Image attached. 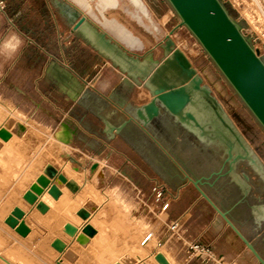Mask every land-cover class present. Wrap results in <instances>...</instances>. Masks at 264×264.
I'll return each mask as SVG.
<instances>
[{
  "label": "rangeland",
  "instance_id": "rangeland-1",
  "mask_svg": "<svg viewBox=\"0 0 264 264\" xmlns=\"http://www.w3.org/2000/svg\"><path fill=\"white\" fill-rule=\"evenodd\" d=\"M3 1L5 0H0V6L3 7V10L6 8L11 9L12 14L16 16L17 20H20V23L30 20V18L33 20H47L50 17L52 18V13L58 15L62 19L61 35L63 43L64 46H68L65 49V54L69 56L70 53V55L75 56L77 63L82 58L80 62L83 63L84 53L82 51L78 52L79 49L76 46V42H78L77 35L71 30L73 24H70L69 18L63 13L61 6L58 5V2L71 4L73 3L72 0H49L52 4V10L48 9L44 4L46 0H33L36 3L33 6V12L27 13L22 11L23 6H8L2 3ZM87 1L90 4L89 7L73 4L76 7H80L79 9L88 16L92 23L97 25L98 29H106L102 25L104 21L102 13L108 19H119L138 34L146 45L145 49L138 51H135V48H127L140 54L152 50L153 58L160 62L166 57L163 48L166 36L173 31L171 32V37L178 43L180 48L188 53L190 62H193H191V67L204 78V83L210 86L213 93L218 96L228 116L250 144L260 164L264 166V127L229 83L198 39L187 26L182 25L181 17L173 9L169 0H142L148 9L149 16H144L140 8L132 0H118V4L115 7L107 6L105 9H103L100 0ZM222 1L229 14L240 25L250 43L255 49L259 50L264 58V0ZM149 8L155 18H152ZM138 15L141 16L142 21L136 20ZM108 33L113 35L109 30ZM3 34V37L6 38H8V35H16V37L24 36V40L26 39L25 37L32 38L35 41H37L36 38L44 42L49 40L51 44L55 43L54 37L56 35L54 30L48 29L46 26L43 27V25L38 23L29 24L26 30L21 28L19 30L14 28L7 29ZM112 69V65L109 64V70H105L102 67L95 74H92L91 77H95V75L100 77L96 79V87L107 88L118 81L119 77L114 74L112 75V80H110L111 77L109 75V78L108 76L106 77L107 72H111L110 70ZM117 73L119 72L117 71ZM141 88L147 89L151 96L155 95L146 80L142 81L141 86H138L137 83L132 84L126 81H123L118 86L121 94L126 97L134 96L135 99ZM136 102L138 101L136 100ZM9 106L11 107L7 101H3L2 97H0V120L10 116ZM162 112L164 113L154 121L155 129L163 143L162 145H170L172 147L174 159L179 163L176 168L177 172H181L180 175H177L173 170H167V178L153 173V166L149 164L148 160H144L135 149L136 146H140V142L133 139L129 143L125 140L120 141L119 144H121L122 149L110 148L103 155L96 154L88 148L85 142H81L78 139L71 143L73 146L71 151H73V148H77V151L74 149L75 155L84 157L82 165L85 170L90 171L91 166L96 161H99V164L102 163L100 166L103 168L106 177L103 180L95 179L93 189L88 191L83 188L85 178L83 174L84 178H82L80 184L82 192L79 194L86 193L88 196H84V201L92 203L94 207L99 205L98 224L107 236L106 243L114 242L115 247L121 250L125 241L130 240L140 243L149 233H153L154 236L152 238L154 240L148 246L149 251L154 249L168 250L174 257V264H261L250 248L226 221L220 224V252L228 254L232 259L223 258L225 257L224 254L223 256L220 255L221 259L219 260H206L198 256L192 249H189L190 245L201 243L209 246L218 255L209 243L210 241H207L209 240L207 238L208 235L204 234L202 237L199 235L202 232V228L214 223L216 218L220 216V213L202 194H200L199 198H194L192 201L187 197L180 199L181 201L183 200L185 205H193V213H188V220L185 224V226L190 227V223L193 221L192 228L183 233L180 226H178L179 230L174 236L176 240L171 246L165 245L166 241L169 240L168 238L160 240L159 234H163L167 230L166 223L169 222L170 224L171 222L169 221V214L166 216L164 210H161L160 204L152 196L151 190L155 181L154 177H160L158 180L161 183L165 184L174 193H177L181 185L187 182V180L185 182L184 176L188 174L193 179H201L202 183H200V186L210 194V197L219 207L229 211L230 218L256 245V248L264 257V172L249 164V159H243L237 163L233 171H229L225 175H220V173L211 174L212 171L221 169L224 160L226 161V151L222 140H213L220 142V147L217 144L210 145V140H201L195 134L176 123L168 111L163 109ZM12 119H14L13 116ZM19 119L24 122L26 117L21 115ZM53 133H56L53 128L43 134L34 132L31 136L26 133L22 135L17 133L11 147L4 152V157L0 159V235L5 240L1 248H4V250L13 247L20 249L23 255L20 256L23 257L22 261L24 264H56L59 253L51 246L50 241L54 238L56 226L63 222V218H56V214L52 212L44 218L43 222H40L38 218L31 219L29 222L32 225L33 233L30 237L23 238L15 235L4 222L5 216L14 205V199L8 198V190L10 189L13 194L17 190L23 192L28 185L17 187L14 181L8 184V168L12 172L22 171L24 165L41 153L48 140H54L53 136L49 138V135ZM125 155L129 156L132 161L127 158L124 161ZM19 161H21V164L18 163ZM144 172L149 174L145 175ZM88 175H91L90 172H88ZM190 184L192 187L196 186L193 180L192 182L190 181ZM103 191L110 195L113 193L114 198H117L115 196L122 198L127 203L126 210L122 211L114 208L113 212L108 211L112 204L104 201L106 197ZM179 198L176 197L173 201ZM79 200L82 199L79 198ZM103 202H106V204ZM81 204L78 201V207ZM137 219L144 224V227L137 228L135 226ZM52 221H54V224L49 227L48 225ZM77 241L70 244L68 252L61 256L66 263L101 264L99 255L106 250V246L103 243L99 240L93 243L86 239ZM158 241H162L161 246L157 245ZM74 244L75 246H72ZM180 246H185V255L181 256L183 258L178 255ZM126 249H129V247H124L123 250ZM104 255L107 258L109 256L108 253ZM134 260H138L137 255Z\"/></svg>",
  "mask_w": 264,
  "mask_h": 264
},
{
  "label": "crops",
  "instance_id": "crops-1",
  "mask_svg": "<svg viewBox=\"0 0 264 264\" xmlns=\"http://www.w3.org/2000/svg\"><path fill=\"white\" fill-rule=\"evenodd\" d=\"M2 3L8 6H23L22 11L24 13L33 12V6L36 4L33 0H5ZM44 4L48 9H53L49 0H46ZM109 7H115V5ZM150 13L152 18H155L151 10ZM15 17L11 9L6 8L3 10V7L0 6V97L11 105V107L9 106V118L14 117V128L18 126V123H22L25 132L30 134L34 132L43 134L53 128L60 140L70 139L69 143L71 144L78 139L85 142L90 150L100 155L105 154V151L110 148L122 149L121 144H119L120 141L125 140L129 143L133 139L140 142V146H136L135 149L144 160H148L149 164L153 166V173L165 178L167 170H173L177 175H180L181 172H177L176 168L179 163L174 159L172 147L162 145L163 143L155 129L154 121L158 117L146 126L136 116L137 108L147 104L153 97L136 102L134 96L126 97L118 89L123 81L132 84L137 83L138 86H141L143 79L130 76L120 66L116 65L104 51L80 32L73 31L72 28V32L77 35L78 42H76V46L79 49L78 52L82 51L84 53L83 63L80 62L82 58L77 63L75 56L70 55V53L67 56L65 49L68 46H64L61 35L62 19L56 14L52 13V18L50 17L47 20H33L30 18V20L23 23H20V20ZM117 20L131 30L122 21ZM136 20L138 21L137 17ZM33 23L54 30L56 34L54 37L55 43L51 44L49 40L44 42L39 38H36L37 41H35L29 37H25L24 40V36L16 37V35H8V38L3 37V33L7 29L19 30L21 28L26 30L28 25H33ZM70 24L72 23L70 22ZM131 31L139 37L133 30ZM111 36L113 37V35ZM142 42L143 47L135 48V51L145 49L144 40ZM122 45L124 46V44ZM127 50L139 57L146 54H140L128 48ZM109 64L112 65L113 69L110 70L111 72H107L106 77L109 75L110 80H112L114 74L119 77L118 81L107 88L96 87V79L99 76L91 77L92 74H95L102 67L109 70ZM212 94L220 102L213 91ZM13 110L14 112H12ZM21 115L26 117L24 122L19 119ZM171 117L176 123L195 134L199 139L210 140V145L217 144L220 147V142L213 141L207 135L200 136L179 122L174 116L171 115ZM201 120L207 131L213 135L212 127L207 120L202 117ZM65 123L68 125L67 129L64 127ZM125 156L124 161H126V158L132 161L129 156ZM162 165L164 166L162 167ZM165 165L169 166L166 167ZM229 171L230 163L224 160L221 169L212 171L211 174L220 173V175H225ZM144 174L148 175L149 173L144 172ZM158 176H155L154 180L159 179ZM184 177L185 182L186 180L187 182L182 184L181 188L175 193L180 198L171 203L168 212L164 211L166 216L169 214L170 222L176 220L179 223L183 233L193 226V221L190 223V227L185 226L188 213H193V205H185L183 200L180 199L187 197L192 201L194 198H199L201 194L196 186L192 187L190 184V181L192 182L194 179L188 174H185ZM208 195L210 196V194ZM223 221L226 220L220 214L214 223L202 228L199 235L202 237L207 234V238H209L207 241H210L209 243L218 255L223 256L225 254L223 258L232 259L228 254L220 252V224ZM168 226L169 222L166 223L167 230L163 234L160 233L159 237L160 240L168 238L169 240L166 241L165 245L171 246L176 238L175 235L170 233ZM154 234L156 235L155 231ZM185 236L188 237L189 233L188 236L187 234ZM178 255L180 257L185 255V246H180Z\"/></svg>",
  "mask_w": 264,
  "mask_h": 264
},
{
  "label": "water",
  "instance_id": "water-1",
  "mask_svg": "<svg viewBox=\"0 0 264 264\" xmlns=\"http://www.w3.org/2000/svg\"><path fill=\"white\" fill-rule=\"evenodd\" d=\"M169 2L181 17L182 24L186 25L201 42L229 83L264 127V58L259 50L250 43L240 25L229 14L224 2L222 0H169ZM58 5L73 24V31L80 32L130 76L146 80L158 66L159 61L153 58L152 50L142 57L136 56L106 31L98 29L97 25L92 23L88 17L80 14L78 10H74L71 4L58 2ZM69 13H72L74 18H70ZM174 45L170 35H167L163 44L166 55L173 50ZM163 109L200 136L207 135L213 140H222L227 154L225 159L230 163V172L243 159H249V164L264 172V166L254 155V150L230 119L222 104L212 94L211 88L204 83L201 75L196 73L183 84L157 92L147 104L137 108L136 116L147 126L154 118L162 114ZM201 117L207 120L212 127L213 135L207 131ZM64 127L67 129L68 125L65 123ZM11 135V132L6 128H0L2 138L9 139ZM56 174L55 167L46 166L44 174L37 178L24 197L30 203H35L38 195L49 185L50 178ZM60 178L65 180L63 175H60ZM194 183L200 193L250 248L260 263L264 264V257L256 245L230 218L229 211L219 207L200 186L202 183L200 178L194 179ZM50 192L55 197L60 195V191L55 185L50 188ZM38 208L45 212L48 206L44 202H39ZM78 213L83 217L88 216V211L85 209L79 210ZM22 216L23 211L17 207L7 218V221L11 225H15L18 217ZM18 230L22 234L29 232V228L24 224ZM83 230L89 235H94L96 232V229L91 225L85 226ZM66 231L75 235L77 227L66 224ZM53 245L60 250L65 248V243L61 239H56ZM156 258L162 264H169L162 253H158Z\"/></svg>",
  "mask_w": 264,
  "mask_h": 264
},
{
  "label": "bare ground",
  "instance_id": "bare-ground-1",
  "mask_svg": "<svg viewBox=\"0 0 264 264\" xmlns=\"http://www.w3.org/2000/svg\"><path fill=\"white\" fill-rule=\"evenodd\" d=\"M72 1L77 6H80V5L84 7L90 6L87 0H72ZM100 1L102 3L103 9H105L107 6L118 4V0H100ZM132 1L140 8L144 16H149L148 9L146 8L142 0H132ZM71 6L73 7L74 10H78L80 14H83L86 17H88L85 13H83V11L79 9L80 7L77 8L72 3H71ZM69 14H70L69 15L70 18H74V15L72 13H69ZM102 17L104 19V21L102 22V25L106 29L112 32L113 37L115 36L114 37L115 40L116 41L118 40L117 42H119L120 44L122 43L124 44V46L131 47V48H142L143 47V42L140 39V37L135 35L131 30H129L126 26H124L118 20L114 18L108 19L103 13H102ZM137 17L139 20L142 21L140 15H138ZM75 19H76V16H75ZM108 30H106L107 33H108ZM171 32L168 33L170 37L172 35ZM172 40L174 41V44H175L173 50L169 54L166 55L163 61L161 62L159 61L158 66L154 69L151 75L146 79L147 84L154 91L155 94L157 92H161L173 86H178L180 84L187 82L196 73L194 69L191 67L192 61L190 62L188 53L182 48H180L178 43L173 38ZM150 97H151V94L149 93V91L145 88H141L138 94L136 95V100L140 102ZM13 121L14 119L9 118V116L6 119L0 120V124L2 123V126L0 128L4 127L7 130H9L12 134L9 139H4L0 136V159L4 157L3 156L4 152L7 151L8 148L11 147L16 137V134L18 133L22 135L26 133L24 130V125L22 123H18L17 124L18 126L14 128ZM26 134L31 136L34 133H31V134L26 133ZM51 136H53L54 140L53 141L48 140V142L44 146L45 149L43 148L41 150V153H39V155L35 156L34 158H32V161L24 165L22 171L12 172L8 168V176H7L8 184L13 183L14 181L16 182L17 187H24L28 185L24 189L23 192H19L17 190L13 194L11 193L10 189L8 190V194H7L8 198L14 199L13 200L14 205L9 211V213L5 216L4 222L9 226L11 231H13L15 235H18L23 238H28L33 233L32 225L29 222V220L38 218L40 219V222H43L46 216L54 212L56 214V218L57 217L63 218V222H61L58 226H56V230L54 232V238L50 241L51 246L59 253V257L56 259V264H67V263L69 264V262L66 263L61 256L64 255V253L68 252L70 244H72L76 240L83 241L85 239L89 240V242L91 243L97 242L99 240L101 243H103L106 246V250H105L106 252L103 251L99 255V262L101 264H117V263H120V264H162V262H160L156 258V255L158 253L164 254L169 264H174V257H172V255L170 254L168 250H164V249L155 250L154 249L152 251H149L148 246L154 240L152 238L154 236L153 233H152V237L149 240H146V237H147L146 236L143 240H141L140 243L130 241V240L125 241L123 245V249L124 247L125 248L129 247V249H126V250L117 249L115 247L114 242L106 243L107 236L100 229V225L98 224V221H99L98 212H100L98 211L99 205L94 207L92 203H89L88 201H84L85 200L83 199L84 196H88L86 195V193H82V195L79 194L82 192V187L80 186V184L82 182V178H84L83 174L85 175L83 188H85L88 191L90 189H93V182L95 179L103 180L106 177L103 168L100 166L102 165V163L99 164L100 162L96 161V164L92 165L90 171H87V169L85 170L84 166L82 165L84 157L83 158L77 157L75 155L76 153L74 152V149H76L75 151H77V148H73V151H71V147L73 146L72 144L69 143L70 139H62L63 140L62 141L56 136L55 133H53L52 135H49V138H51ZM18 163L21 164V161H19ZM48 165H52L53 167H55L57 170V174L54 177L50 178L49 185L44 189V191L41 194L38 195V199L36 200V202L30 203L24 197V194L30 189L31 185L37 181V178L41 174H44V170L46 166ZM88 172H90L91 175H88ZM60 175H63L65 177V180H62L60 178ZM53 185L57 186L58 190L60 191V195L58 197H55L50 192V188ZM103 194L106 197L104 201H107V203L111 202L110 204H112L111 207L108 209V211L113 212L114 208L122 210V211L126 210L127 203L122 198L118 196H115L117 198H114L113 193H111L110 195L104 191H103ZM78 196L82 200H79ZM78 201L82 203L79 207H78ZM39 202H44L48 206V209L45 212H42L38 208ZM104 204H106V202ZM17 207H19L23 211V216L18 217L17 223L15 225H11L7 221V218L13 213V211ZM81 209H85L88 211L87 217H83L78 213L79 210ZM103 216L105 215L103 214ZM23 224L29 228V232L27 234H22L18 230V228H20L21 225ZM53 224H54V221H52V223H50L48 226L51 227L53 226ZM66 224H72L75 227H77V232L75 235H71L66 231ZM135 224L137 228L144 227V224L139 219H137ZM87 225H91L94 229H96V232L94 235H89L86 232H84L83 229ZM56 239H61L65 243V248L63 250H60L53 245V242ZM4 241L5 240H3L2 236L0 235V264H24L22 261L23 257H21L23 256L21 253L22 251L20 249H17L16 247L7 248V250H4V248H1V246L4 244ZM89 245H92V244H89ZM157 245L159 246V241L157 242ZM72 246H75V244ZM105 253L109 254L108 258L105 257L104 255ZM136 255L138 256L137 261L134 260V257Z\"/></svg>",
  "mask_w": 264,
  "mask_h": 264
},
{
  "label": "built area",
  "instance_id": "built-area-1",
  "mask_svg": "<svg viewBox=\"0 0 264 264\" xmlns=\"http://www.w3.org/2000/svg\"><path fill=\"white\" fill-rule=\"evenodd\" d=\"M152 196L155 197V200L160 204V208L163 211H167L170 208L171 202L176 199L177 195L168 187L161 183L158 179H155L153 187H152ZM179 223L177 221H172L168 230L172 235H175L178 232ZM171 235V236H172ZM152 237V233H149L146 237V240H149ZM162 245V241H159V246ZM189 249H192L197 253L198 256L203 257L206 260H219V257L209 246H206L201 243H194L189 246ZM219 257V258H218Z\"/></svg>",
  "mask_w": 264,
  "mask_h": 264
}]
</instances>
